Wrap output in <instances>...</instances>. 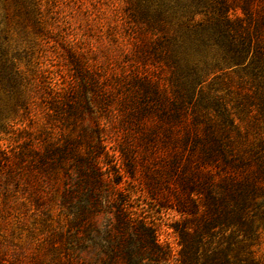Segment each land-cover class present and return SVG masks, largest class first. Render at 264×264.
I'll use <instances>...</instances> for the list:
<instances>
[{"label": "trees", "instance_id": "trees-1", "mask_svg": "<svg viewBox=\"0 0 264 264\" xmlns=\"http://www.w3.org/2000/svg\"><path fill=\"white\" fill-rule=\"evenodd\" d=\"M5 4L12 11L5 25L0 22V96L14 104L11 119L0 118V134L14 122L21 139L13 158L0 146V161L19 166L33 187L39 174L95 172L94 139L41 121H65L67 108L77 121L91 109L93 71L69 48L78 93L86 97L72 91L75 86L62 89L43 74L36 78L23 42L29 27L43 32L39 3ZM129 14L138 29L132 61L141 66L129 79L133 108L140 123H152L143 128V142L167 156L164 171L169 168L177 183L170 207L180 217L171 225L177 264H261L251 248L264 233V0H130ZM222 62L247 78L238 93L242 116L215 82ZM81 140L88 142L84 154ZM149 248L154 262H167L170 252L154 233ZM1 253L0 246V264L20 261Z\"/></svg>", "mask_w": 264, "mask_h": 264}, {"label": "rangeland", "instance_id": "rangeland-1", "mask_svg": "<svg viewBox=\"0 0 264 264\" xmlns=\"http://www.w3.org/2000/svg\"><path fill=\"white\" fill-rule=\"evenodd\" d=\"M7 1L0 0L2 25L11 17ZM37 1L43 32L29 27L31 36L23 42L36 78L43 74L58 88L72 85L78 93L81 84L66 53L72 48L96 79L87 97L92 107L77 121L68 108L65 121L56 124L44 116L41 121L94 139L95 172L39 174L33 187L19 166L0 161L2 253H14L20 258L16 264H177L180 248L171 225L180 217L170 210L177 183L169 168L164 171L167 156L143 142V128L152 123H140L133 108L137 98L129 79L141 66L132 61L138 29L130 19V0ZM10 25L13 30V22ZM222 64L224 70L218 72L222 77L215 82L230 108L242 116L238 93L247 78L242 79L239 68ZM13 104L0 96V118L12 115ZM11 125L0 134V146L13 158L19 150L21 126ZM82 140L84 154L88 142ZM151 233L158 245L169 250L167 262L152 260ZM251 251L256 262L264 264V233Z\"/></svg>", "mask_w": 264, "mask_h": 264}]
</instances>
